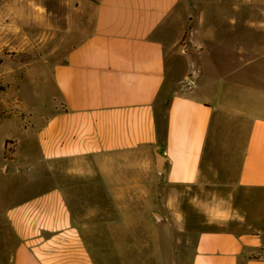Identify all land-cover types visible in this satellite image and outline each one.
Segmentation results:
<instances>
[{"label":"crops","instance_id":"1","mask_svg":"<svg viewBox=\"0 0 264 264\" xmlns=\"http://www.w3.org/2000/svg\"><path fill=\"white\" fill-rule=\"evenodd\" d=\"M94 13L50 67L51 109L15 112L21 136L0 138V160L11 148L34 180L0 205L3 264H99L86 226L112 220L76 216L84 181L144 205L168 195L180 217L153 223L155 264H264V0H97Z\"/></svg>","mask_w":264,"mask_h":264},{"label":"rangeland","instance_id":"2","mask_svg":"<svg viewBox=\"0 0 264 264\" xmlns=\"http://www.w3.org/2000/svg\"><path fill=\"white\" fill-rule=\"evenodd\" d=\"M10 2L0 0V138L20 134L12 129L11 120L15 122L25 114L16 115L15 112L25 111L24 107L43 111L44 108L45 111L51 109L48 104L54 87L50 67L62 60L67 51L92 29L97 0H17L18 10H22L17 13L10 11V4H13ZM31 9L40 13H33ZM11 141L13 139L8 143ZM10 151L11 148L6 152V159L0 160L1 206L14 197L29 195L34 182L33 177L24 176L25 170L30 172L27 167L10 161L13 159L9 156ZM46 176L43 174V179ZM78 189L80 193L69 195L77 217L90 222L103 218L112 220L101 227L86 226L91 243L97 248L99 264H155L153 223L163 222L165 216L158 221L154 213H164L170 219L180 217L163 207L164 197L168 198V195H149L144 205L136 195L106 194L98 183L91 186L87 181L80 182ZM124 196L128 198L127 202L121 199ZM155 197L159 202L156 207ZM176 197L183 199L184 195ZM120 202L128 203L129 208H115ZM89 203L101 208L85 209L84 204ZM187 212L194 220L204 216L198 210ZM90 213L92 219H88ZM9 233L0 213V264L6 260L3 239ZM164 251L168 261L170 249L166 247Z\"/></svg>","mask_w":264,"mask_h":264},{"label":"water","instance_id":"3","mask_svg":"<svg viewBox=\"0 0 264 264\" xmlns=\"http://www.w3.org/2000/svg\"><path fill=\"white\" fill-rule=\"evenodd\" d=\"M159 154H160V153H159ZM154 216H155V218H156L158 221L164 219V215L161 214V213H159V212H155V213H154Z\"/></svg>","mask_w":264,"mask_h":264}]
</instances>
